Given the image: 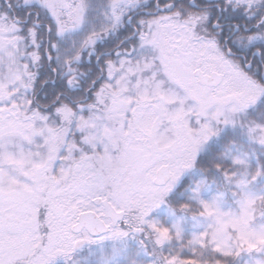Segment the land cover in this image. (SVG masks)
Segmentation results:
<instances>
[{
    "label": "snow or ice",
    "instance_id": "6c2138e0",
    "mask_svg": "<svg viewBox=\"0 0 264 264\" xmlns=\"http://www.w3.org/2000/svg\"><path fill=\"white\" fill-rule=\"evenodd\" d=\"M0 264H264V0H0Z\"/></svg>",
    "mask_w": 264,
    "mask_h": 264
}]
</instances>
